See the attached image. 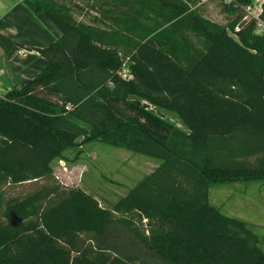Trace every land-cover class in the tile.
<instances>
[{"label":"trees","instance_id":"trees-1","mask_svg":"<svg viewBox=\"0 0 264 264\" xmlns=\"http://www.w3.org/2000/svg\"><path fill=\"white\" fill-rule=\"evenodd\" d=\"M24 1L60 36L32 49L39 73L0 94V264H264L257 235L208 200L213 184L264 182V33L245 19L253 0H219L224 27L192 17L205 46L191 66L159 35L121 52L53 1ZM124 60L132 80L118 74ZM78 139L159 164L105 208L50 166ZM39 180L24 196L6 193ZM119 233L149 258L126 251Z\"/></svg>","mask_w":264,"mask_h":264},{"label":"rangeland","instance_id":"rangeland-1","mask_svg":"<svg viewBox=\"0 0 264 264\" xmlns=\"http://www.w3.org/2000/svg\"><path fill=\"white\" fill-rule=\"evenodd\" d=\"M51 1L62 15L76 24L100 32L109 45L116 46L121 52V49H133L142 38L159 35L167 44L172 42L176 45L180 62L184 66H191L205 46L204 39L194 31L192 17L199 15L221 27L226 26L230 20V16L223 12L219 0ZM260 4L261 0H253L248 13L257 16ZM175 6L186 7L185 13L179 14ZM21 15L27 18L26 12ZM30 15L27 18L30 21L29 28L9 27L18 37L16 40H0V94L39 73L44 64L41 56L35 55L39 60L35 68L31 65L32 68L25 69L22 62L30 57L33 48L46 47L60 36L59 31L43 14L37 13L32 19ZM122 64L128 67L126 60ZM160 112L165 119L174 122L183 131L186 130L175 116ZM158 163L154 158L124 148L78 139L75 145L66 148L61 156L55 158L50 166L60 184L79 187L91 194L101 206L110 208L137 182L150 174ZM40 184L41 180L5 188L8 196L17 197L33 192ZM208 200L228 216L242 220L247 229L257 235V246L264 251V182L213 184L209 188ZM119 234L126 251H137L139 257L145 260L149 258L126 234Z\"/></svg>","mask_w":264,"mask_h":264},{"label":"crops","instance_id":"crops-1","mask_svg":"<svg viewBox=\"0 0 264 264\" xmlns=\"http://www.w3.org/2000/svg\"><path fill=\"white\" fill-rule=\"evenodd\" d=\"M23 12H26L27 18H29V15L31 13L30 15L31 19L32 16H35V14H37V12L34 11L33 6L30 3L25 2L24 0H0V40L1 41L4 42L10 39L16 40L18 38L14 33V30L11 31L9 27L10 28L15 27V29H18L20 27H24V28L30 27L29 19L27 18L24 19L21 15L23 14ZM36 54L39 55L38 52L32 51V54L30 53L29 55L30 57H28V59L22 62V65L25 69H30V67L32 68V66L35 68V64L39 63V60H37L35 56ZM20 81H22V79H20Z\"/></svg>","mask_w":264,"mask_h":264},{"label":"built area","instance_id":"built-area-1","mask_svg":"<svg viewBox=\"0 0 264 264\" xmlns=\"http://www.w3.org/2000/svg\"><path fill=\"white\" fill-rule=\"evenodd\" d=\"M261 3H262V0H261ZM250 6V5H249ZM249 6L246 8V13L248 14L245 19H249V17H253V18H256V25H255V30H256V33H264V22L260 21L258 19V15L260 14V11H261V4L259 5V14L257 16H252L251 13H248V8ZM120 70L118 72L119 76L121 77V79L123 80H132L133 78V74L131 73V70H130V67H125V65L121 64L120 66Z\"/></svg>","mask_w":264,"mask_h":264}]
</instances>
